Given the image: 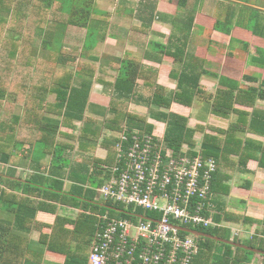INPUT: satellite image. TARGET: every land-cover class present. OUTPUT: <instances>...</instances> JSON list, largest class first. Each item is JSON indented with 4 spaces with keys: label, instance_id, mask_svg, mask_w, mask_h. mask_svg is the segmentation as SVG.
<instances>
[{
    "label": "trees",
    "instance_id": "1",
    "mask_svg": "<svg viewBox=\"0 0 264 264\" xmlns=\"http://www.w3.org/2000/svg\"><path fill=\"white\" fill-rule=\"evenodd\" d=\"M185 3L186 0L178 1L179 6ZM229 3L223 20H215L213 28L227 36L231 35L233 28L241 29L247 34L244 37L246 40H242V34L235 41L240 45L243 53H249L252 43V40L247 39L249 32L256 38L264 40V18L261 19L256 8L252 9L246 5L239 8L246 14L240 12L235 18V13H229L228 7L232 6V2ZM91 6L92 0H0V164L17 163V159L11 155L12 149L25 145L30 147L33 157L39 161L53 151L58 143L57 135H65L57 132L60 125L70 127L73 120L83 118L89 82L73 87V73L70 70L58 71L56 65L53 66V62L74 66L73 61L78 57V53L55 49L56 45L52 47V41L57 37L55 30L52 33L49 31L45 33L50 40L42 43L43 48L49 50L47 57L36 55L34 40L38 34L44 33L48 23H53L58 28L69 25L86 27L93 18ZM3 12H8V15H2ZM190 23H193V19ZM233 42L234 40L230 39V44ZM254 45L250 61L264 69V47ZM166 53L176 63L184 60V51L179 48L174 52ZM228 56L231 57V53ZM76 66L77 70L85 75L91 76L95 71V66L92 64L78 62ZM118 69L115 87L117 90H122V93H132L139 77L144 79V84L155 86L156 74L141 71L137 64L132 63L130 66L124 60H120ZM195 71L194 65H186L179 73H171V77L176 79V89L170 97L164 96L155 86L147 103L149 107L156 106L162 110L152 113L151 118L165 124L162 140L175 152H179L183 144H187L192 150L195 149L197 142L194 134L201 131L200 155L202 158H213L218 166L212 176L210 194L205 200V204L208 205L206 215L208 212H213L212 219L216 222L259 223L264 230V219L255 221L229 212L217 199L219 176H221L219 168L223 159L231 153L237 155L236 164L239 167L245 166L249 160H255L258 166L264 169V147L251 140L235 137V131L239 125H244L247 131L255 133L257 120H261L264 124V114L254 110L256 101L264 100L262 89L264 82L259 83L258 87L241 89L238 83L221 77L219 84L224 88H218L215 91L211 111L216 116L226 119L234 113L238 115V121L224 130L212 128L214 134H208L201 125H196L195 128L189 126V114L169 109L172 103L188 108L192 106L195 96L200 91L201 72ZM150 74L154 76L152 80L144 78ZM243 77L247 81L254 79L250 76ZM53 93L56 95L55 105L51 107L46 101L48 95ZM127 105L123 98L117 97L110 101L108 108L109 113L113 114L111 129L120 134L123 133L127 138L124 148L129 145L131 136L135 132L151 135L153 131V124L149 123L145 116L130 114L127 111ZM235 106L247 107L251 111L238 110ZM46 113L57 115L60 119L47 117ZM93 138L98 139L96 136ZM105 141L103 146L107 148V156L104 164L106 167H111L115 162L116 145L120 140L118 137ZM233 142L235 144H232ZM36 145L39 146L36 147ZM191 153L195 155V152ZM58 170L60 169L50 166L48 177H43L42 182L38 183L30 181L19 183L18 180H10L7 174L0 175V204L6 207L5 212H10L13 218V228L8 227L4 230L0 227V264H33L31 261L34 260L30 256L34 252L30 251L28 241L16 233H11L10 230L41 232L43 225L35 220V212L44 210L54 214L57 203L79 208L80 213L73 221L56 215L54 223L48 226L49 234L41 233L38 244L43 248H41L42 253L46 250L62 255L64 264H88L89 253H87L86 245H91L94 234L104 224L103 216L131 218L126 214L128 211H123V207L117 204L105 200L101 204L94 202L92 199L96 193L93 190H84L75 186L73 191L64 192L62 177L64 174ZM107 170H102L104 180L108 176ZM137 211L147 217L155 215L141 209ZM65 223L70 224L71 228L64 227ZM188 228L219 239L238 242L227 228L191 226ZM72 241L77 243V247L71 248ZM197 241L198 252L191 264H251L255 255L252 251L209 238L198 237ZM242 244L264 251V237L261 236L260 238L252 236L250 240ZM80 246L83 247L80 248ZM35 262L40 264V260ZM260 264H264L263 255H261Z\"/></svg>",
    "mask_w": 264,
    "mask_h": 264
},
{
    "label": "crops",
    "instance_id": "2",
    "mask_svg": "<svg viewBox=\"0 0 264 264\" xmlns=\"http://www.w3.org/2000/svg\"><path fill=\"white\" fill-rule=\"evenodd\" d=\"M178 1L92 0L93 18L86 27L69 25L58 28L55 24L48 23L49 25L41 35H45L48 31L52 33L55 30L56 39L59 42L55 49L78 53V57L73 61L74 66L55 64L52 61L53 66L56 65L58 71L70 70L73 73V87L89 82V93L83 118L73 120L70 127L60 125L57 132L65 135L58 134L56 137L58 143L53 151L39 161L33 157L32 150L27 145L14 147L11 155L17 159V163L0 164V169L3 166L0 175L6 176L7 174L10 180H18L19 183L24 181L38 183L42 182L43 177H48L49 167L54 166L60 169L58 172L64 174L62 176L64 192L73 191L77 186L96 193V189L104 180L102 170H107L109 167L104 164L107 148L103 146V143L106 142L105 140L110 141L120 135L118 131L111 129L113 114L108 111L110 101L117 97L123 98L128 104L127 111L130 114L145 116L148 122L153 124L152 133L157 138H162L164 123L151 118L152 113L162 109L156 106L149 107L147 99L152 96L155 86L164 96L170 97L176 89V79L171 77V73H179L186 65H194L195 72H201L200 91L195 96L191 107L172 103L170 111L189 114L190 123L195 116L197 120L194 119V121L198 123L197 125L203 126L208 134H214L212 128L224 130L229 125L236 124L238 115L232 113L226 119L216 116L211 111L215 91L218 88H224L219 84L220 78L238 83L241 89L251 86L258 87L259 83L264 82V69L254 65L250 60L246 62L241 59L243 52L235 40H238L237 38H240L242 34L244 39L245 35L247 36L245 32L233 28L231 35L227 36L216 31L213 28V22L216 19H212L203 12L206 2L186 0L183 6H179ZM2 15L7 16L8 12H3ZM191 19H193L192 24ZM230 39L234 40L231 44ZM247 39L264 47V40L261 38L248 34ZM47 40H50V37ZM227 46L232 47L231 57L223 54V51L229 49ZM178 48L184 51V60L176 63L166 52H174ZM44 51L48 56L49 50L44 49ZM120 60H124L130 66L132 63L137 64L141 71L155 73V86L144 84V79L139 77L132 93H122V90H117L115 86ZM78 62L94 65L95 71L91 76L81 73L77 70L76 63ZM243 76H250L254 79L247 81ZM153 77L150 74L144 78L150 81ZM262 89L264 90V86ZM55 96L54 93L48 95L47 105L51 107L55 105ZM197 99L202 100L204 105L195 110ZM235 107L238 110L251 111L247 107ZM254 110L264 114V100H257ZM49 113L45 116L60 119L57 115ZM198 115L200 118H197ZM124 128L123 125L122 129ZM263 132L264 124L258 119L257 132L251 133L244 125H239L235 131V137L251 140L264 147ZM95 136L98 139L94 140ZM196 138H200L201 141V131L194 134L197 142ZM251 147L256 146L251 145ZM195 148H200V143L197 142ZM237 160V155L233 153L223 159L219 168L221 176H219L217 199L225 210L261 221L264 219V169L260 168L255 160H249L245 166L239 167L236 164ZM23 189L25 190L24 187ZM92 200L100 204L103 202L97 193ZM5 210L6 207L0 204V227L4 230L8 227L13 228L12 214ZM35 213V220L43 225L41 232L36 230L19 232L15 229L10 232L28 241L30 251L34 252L30 256L34 260L31 263L36 264L35 261L40 260V264H64L62 255L46 250L42 253V247L38 242L41 233L49 234L48 226L54 223L56 215L73 221L80 213V209L57 203L54 214L44 210ZM223 223L227 229L235 230L237 234L233 237L237 239V243L242 244L250 240L252 236L264 237L262 224L234 221H223ZM64 227L71 228V225L65 223ZM76 244L72 241L71 248L77 247ZM86 248L89 253L90 244L86 245ZM260 263L261 255L255 253L251 264Z\"/></svg>",
    "mask_w": 264,
    "mask_h": 264
},
{
    "label": "built area",
    "instance_id": "3",
    "mask_svg": "<svg viewBox=\"0 0 264 264\" xmlns=\"http://www.w3.org/2000/svg\"><path fill=\"white\" fill-rule=\"evenodd\" d=\"M119 140L115 162L96 193L131 218L102 217L88 264H191L198 237L180 228H227L212 219L213 212L206 215L217 162L187 144L175 152L153 133L135 132L126 148L123 133ZM138 209L155 215L144 216Z\"/></svg>",
    "mask_w": 264,
    "mask_h": 264
},
{
    "label": "rangeland",
    "instance_id": "4",
    "mask_svg": "<svg viewBox=\"0 0 264 264\" xmlns=\"http://www.w3.org/2000/svg\"><path fill=\"white\" fill-rule=\"evenodd\" d=\"M203 2H206V5L203 6V12H205L209 17H211L212 19H220L223 20L224 15L226 13V7L227 4H230L229 2H232V6L228 7L229 8V13L233 14L235 13V18L238 16V13H243L244 15L246 14V12L241 11L239 8L241 6H248L251 7L252 9L256 8L259 11L260 17L261 19L264 18V0H202ZM234 6V7H233ZM99 10V9H98ZM234 18V20H235ZM263 21V20H262ZM249 35L253 36L252 33L249 32ZM49 36L47 35H41L38 34L34 40V47H35V53L37 56L39 57H47L46 54L47 52L44 51V49L42 48V41L43 40H47ZM254 37V36H253ZM242 40H246L245 38ZM251 45H250V51L249 53H242L241 54V59H243L244 61H248L250 60V55L253 53L254 51V42L251 41ZM59 44V42L57 41V39H55L54 41H52V47H54L55 45ZM227 48H229V46H227ZM232 51V47L230 46V48L228 50H226L225 52L223 51V54H229ZM204 102L202 100H196L195 102V110H197V108L199 106H203ZM208 105V104H207ZM197 118H200V116L198 115ZM195 116L193 118V120L191 121V123L189 122V126L191 128H193L195 125H197L198 123L194 121ZM197 120V119H195ZM201 121V119L199 120ZM165 125V124H164ZM199 134V133H198ZM200 136V135H198ZM198 144L201 143L200 138H196ZM199 149V148H196ZM3 168V166H2ZM1 168V169H2ZM0 169V170H1ZM101 197V196H100ZM102 199V197H101Z\"/></svg>",
    "mask_w": 264,
    "mask_h": 264
},
{
    "label": "water",
    "instance_id": "5",
    "mask_svg": "<svg viewBox=\"0 0 264 264\" xmlns=\"http://www.w3.org/2000/svg\"><path fill=\"white\" fill-rule=\"evenodd\" d=\"M180 230H182L184 232H187V233H190V234H192L194 236H197V237L213 239V240H216L218 242H223V243L229 244V245H231L233 247L243 248L245 250H249V251H252V252H254L256 254H259V255H263L264 256V251H260V250L254 249V248H250L248 246L242 245V244L237 243V242H233L231 240L219 239L217 237H213V236H210V235H207V234H204V233L195 231V230H190V229L180 228Z\"/></svg>",
    "mask_w": 264,
    "mask_h": 264
}]
</instances>
